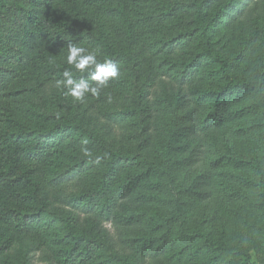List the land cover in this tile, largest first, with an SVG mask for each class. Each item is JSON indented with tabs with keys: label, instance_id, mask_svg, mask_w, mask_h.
I'll list each match as a JSON object with an SVG mask.
<instances>
[{
	"label": "trees",
	"instance_id": "1",
	"mask_svg": "<svg viewBox=\"0 0 264 264\" xmlns=\"http://www.w3.org/2000/svg\"><path fill=\"white\" fill-rule=\"evenodd\" d=\"M141 1L0 0V264H9L7 253L19 239L25 260L38 253L46 264H252L249 240L264 243V218L243 216L241 203L231 206L236 217L220 225L209 211L225 190L213 184V172L226 162L214 153L224 132L237 147L250 139L260 143L255 157L241 160L259 173L261 184L246 186L251 196L257 188L264 193L257 149L264 145V116L250 127L242 123L257 109L264 114V69L252 81L242 71L257 43L242 41L228 56L213 42L244 14L264 15V0H191L188 20L182 6L171 5L158 19H169L170 27L154 37L143 30L151 17L144 18ZM107 21L121 24L117 38L104 32ZM95 25L98 39L89 32ZM70 43L117 63L120 78L101 90L81 119L32 111L22 123L29 98L68 79L65 70L76 82L83 76L95 85L89 73L59 63ZM246 70L252 71L249 62ZM127 82L136 88L134 106L118 112L94 107ZM198 87L202 91L194 92ZM85 117L96 131L137 121L151 154L115 150L94 135L97 153L63 177L82 146ZM237 122L242 125L226 131ZM156 128L165 139L153 152ZM84 174L86 190L61 203L67 180L81 181Z\"/></svg>",
	"mask_w": 264,
	"mask_h": 264
},
{
	"label": "rangeland",
	"instance_id": "2",
	"mask_svg": "<svg viewBox=\"0 0 264 264\" xmlns=\"http://www.w3.org/2000/svg\"><path fill=\"white\" fill-rule=\"evenodd\" d=\"M198 2L194 0L195 3ZM179 5L184 9V13L181 17L184 20H188L191 17L192 10H188V7H192L191 0H142L140 7L144 11V18L147 19L151 17V21L147 24L146 22V32L150 33V36H160L161 31H164L170 27L171 21L163 20L159 16L162 12L168 10L171 5ZM106 22V21H104ZM103 22V23H104ZM121 24L118 22H108L105 26L106 30L104 32L109 33L113 36V39L117 38L119 29H117ZM165 29H161V27ZM141 28V27H140ZM149 28V29H148ZM89 32L96 39L97 36H100V28L98 25L89 28ZM92 38V39H95ZM249 41L257 43V48L253 54L252 59L250 58L247 61L242 63L243 77L246 81L255 80L259 77L258 75L264 69V15L258 16L257 10L252 14H244L241 19L238 20L235 27L231 28L225 27L221 30L220 34L216 36L215 49L219 50L226 55L237 54L241 49L240 45L242 41ZM92 41V40H90ZM91 45V44H90ZM86 49L93 50L90 46H87ZM67 54L59 55V63H66ZM250 60V61H249ZM249 62L250 68L252 71L246 70V65ZM256 76V77H255ZM56 84H51L47 89L46 93H38L29 98V101L23 106V111L21 117H23V122L26 123V119L30 117V112L34 111L42 115H55L61 116L66 119L77 118L81 119L82 116H85V111L89 109L92 103L96 102L97 97L91 98L88 96L83 103L75 102L71 97L65 96L63 91L56 87ZM202 91L200 87L195 88V91ZM150 99L154 97V90L150 91ZM136 97V88L135 85L131 82H127L118 90L112 89L106 94L104 101L101 104L96 103V107L100 112H118L125 110L134 106ZM246 102L251 103L250 100L245 99ZM242 102V103H243ZM241 103V104H242ZM236 98H232L231 107H235ZM89 113V112H88ZM252 115V114H251ZM264 116L261 110H255L254 116L244 117L242 123L250 127L253 123L260 122V119ZM249 118V119H248ZM248 119V120H247ZM241 122L234 123L232 125H227L225 128L226 131H231L232 128H235L237 125H242ZM82 132H81V142L82 146L73 154V160L70 161L66 169L63 171V177L67 178L68 172L70 169L76 168L78 162L82 161L97 153V143L94 141V135L97 136V141L102 142L106 147H112L113 149H121L122 151L131 152L138 155H147L143 149V141L146 136L142 135L137 121H131L126 119L122 127L118 129H111L108 131H96L93 125L89 124L88 119L85 117V120L81 121ZM161 119L158 120L157 127H161ZM155 134L157 135L156 139H152L151 151L155 152L159 148V143L165 139H162L160 135L159 128H156ZM150 137V136H148ZM152 137H155L153 134ZM255 144H260L255 140L244 141L242 146H236L234 144V139L230 137L226 132L220 134L218 146L215 148L214 153L216 157L224 156L226 162L223 166L213 172V184L214 185H223L225 190H220V195L222 201L221 203L215 205L210 211V215L215 218L217 225L221 222H224V219L235 218L234 216L236 210L231 208V206H237V203H241L242 207L239 212L243 216L251 215L252 213L260 215V219L264 218V193L261 189H254L253 195L247 189V185H256L261 184L259 173L255 174L253 171V165H251L250 170H248L247 165L242 167L243 161H250L254 156ZM88 149L91 153L90 156H85L83 149ZM259 149V159L262 161L264 159V145L257 146ZM149 155L151 153H148ZM229 157L232 159L228 160ZM255 157V156H254ZM242 159V160H241ZM236 162H240L239 164ZM240 168H239V167ZM92 170H90L91 172ZM65 175V176H64ZM89 182V177L87 174L81 176V181H73L72 178L67 180V188L61 193V203L66 199H69L75 195L83 193ZM170 185H178V182ZM223 194V197H222ZM220 199V198H219ZM199 203L198 212H201L204 208L203 205ZM61 205V204H60ZM58 205V207H60ZM57 207V208H58ZM253 207V209L251 208ZM60 210H58L59 212ZM222 224V223H221ZM261 237L255 240H249L251 243L247 246L249 249V255L251 257L252 264H264V243L260 242ZM260 243V244H258ZM22 240H15L11 250L7 253L10 259H7L9 264H46L44 261V256L38 253H33L28 255L27 260H25L24 247L21 245ZM254 244L258 249L256 250ZM252 247V248H251ZM24 250V251H23ZM17 252V253H16ZM7 258V257H6Z\"/></svg>",
	"mask_w": 264,
	"mask_h": 264
},
{
	"label": "clouds",
	"instance_id": "3",
	"mask_svg": "<svg viewBox=\"0 0 264 264\" xmlns=\"http://www.w3.org/2000/svg\"><path fill=\"white\" fill-rule=\"evenodd\" d=\"M66 63L78 73H89L90 80L95 82V85L92 86L83 76L79 82H76L71 78L72 74L65 70L62 75L68 79L57 81L56 87L75 102L83 103L89 95L99 96L102 89L118 80L121 75V70L114 61L110 59L100 61L96 50H89L71 43L67 46ZM83 153L85 156L91 155L86 148L83 149Z\"/></svg>",
	"mask_w": 264,
	"mask_h": 264
}]
</instances>
